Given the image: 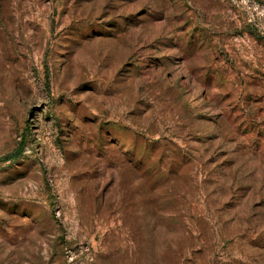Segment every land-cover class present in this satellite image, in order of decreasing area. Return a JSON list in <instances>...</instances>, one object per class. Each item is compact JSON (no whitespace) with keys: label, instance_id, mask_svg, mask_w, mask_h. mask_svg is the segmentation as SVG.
<instances>
[{"label":"rangeland","instance_id":"rangeland-1","mask_svg":"<svg viewBox=\"0 0 264 264\" xmlns=\"http://www.w3.org/2000/svg\"><path fill=\"white\" fill-rule=\"evenodd\" d=\"M0 264H264V0H0Z\"/></svg>","mask_w":264,"mask_h":264},{"label":"trees","instance_id":"trees-1","mask_svg":"<svg viewBox=\"0 0 264 264\" xmlns=\"http://www.w3.org/2000/svg\"><path fill=\"white\" fill-rule=\"evenodd\" d=\"M22 149H23V143H20V145H18V147L16 148V150L13 153H10L4 157V161H15L19 157ZM130 149L132 150V148H130ZM141 161L142 160H137L136 162H129V169L133 170L136 173L138 172L136 179L145 177L141 174L142 171H144V172L149 171L148 169L141 168V165L143 164ZM148 202L153 204V205L155 203V201L152 197L148 198Z\"/></svg>","mask_w":264,"mask_h":264}]
</instances>
